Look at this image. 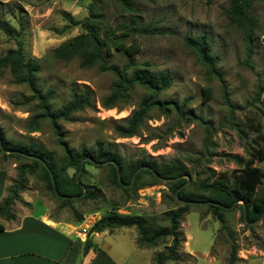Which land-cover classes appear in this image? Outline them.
<instances>
[{
  "label": "rangeland",
  "instance_id": "374dc122",
  "mask_svg": "<svg viewBox=\"0 0 264 264\" xmlns=\"http://www.w3.org/2000/svg\"><path fill=\"white\" fill-rule=\"evenodd\" d=\"M91 1L0 0V55L20 45L25 61H37L38 85L54 92L50 102L53 110L65 104L72 92L88 93L89 106L59 121L62 138L69 148L91 147L100 140L109 143L124 162L167 163L177 158L189 171L184 176L183 186L187 192L201 193L202 181L230 184L235 171L248 160L264 170V159L253 158L257 148L264 151V93L258 96L256 93L257 83L264 82V0L252 5V12L258 18L254 51L249 60L252 68L243 63L245 46L241 30L229 23L224 14L230 0H130L132 12L116 0H99L108 28L127 22L130 15L136 16L141 25L151 24V34L137 36L140 50L134 57L109 48L106 54L109 65L121 67L128 61H146L151 71L168 72L172 82L159 98L184 104L195 116L188 119L172 111L162 113L152 109L137 135L130 137L117 135L114 126L130 115L144 90L135 87L126 102L105 108L101 102L114 81L112 73L98 71L96 67H81L78 59L61 60L51 52L53 47L83 31L78 22L87 16ZM196 34L205 35L210 41V52L218 56L215 66L234 107L224 103L219 82L185 46L183 37ZM204 88H210L209 98L204 97ZM35 111L27 86L15 83L8 70L3 69L0 73V131L4 138L12 144L41 147L51 154L54 165H58L62 150L48 121L41 120L35 130H30ZM21 162L23 160L0 153V170L6 175L0 200ZM73 172L75 170L68 169L69 174ZM132 178L128 184L131 188L124 190L112 182L106 164L101 167L87 164L80 180L95 196L77 198L71 205L63 206L50 194L36 171L28 176L26 187L12 210L17 216L32 211L39 217L46 212L51 219L72 225L73 231L79 229L82 222L94 223L111 210L140 215L151 228L167 226L165 213L183 204L173 196L171 184L166 180L152 182L148 175ZM256 194H264V179L256 187ZM208 203H189L188 210L179 219L183 236L180 257L166 264L226 263L231 241L224 230H219L220 222L210 212ZM239 215L238 207L223 213L224 224L237 245V256L245 255L241 257L243 261L236 264H261L264 212L251 229L245 227ZM136 236L134 227H124L99 233L93 240L103 255L117 264H152L153 256L162 251L165 244L145 248L147 251L138 249ZM169 241L167 239V243Z\"/></svg>",
  "mask_w": 264,
  "mask_h": 264
},
{
  "label": "trees",
  "instance_id": "16d2710c",
  "mask_svg": "<svg viewBox=\"0 0 264 264\" xmlns=\"http://www.w3.org/2000/svg\"><path fill=\"white\" fill-rule=\"evenodd\" d=\"M116 1L124 9L131 12L134 10L130 0ZM255 1L257 0H230L228 7L224 10L229 23L238 27L242 32L245 46L243 63L249 68H252L249 60L254 51V33L258 25V18L252 12V5ZM87 9V16L78 22L83 31L53 47L51 52L54 57L65 61L76 58L81 67H96L98 71L112 73L114 81L108 95L101 102L105 108L114 107L119 102H126L131 90L135 87L144 90V95L130 115L123 122L114 126L117 135L122 137L137 135L152 109L162 113L172 111L179 117L188 119L190 116L195 118L191 111L185 109L184 104L159 98L172 82V76L168 72L151 71L150 64L146 61L142 63L128 61L121 67H112L108 63L106 54L111 47L124 55L134 57L140 50L137 36L151 34V24L141 25L136 16L130 15L127 22L118 27L108 28L105 15L99 6V0H92ZM125 39H128L129 42L126 43ZM183 42L195 53L198 60L205 66L207 73L219 82L224 103L230 108L234 107L230 102L226 84L215 66L218 56L210 52L208 38L203 34L186 35L183 37ZM3 69L8 70L15 83L26 85L30 91V99L34 101L36 108L30 121V130H35L41 120L48 121L62 153L59 164L54 165L51 154L44 152L41 147L12 144L4 138L0 131V153L23 160L16 166V176L6 187L5 195L0 200V218L5 220L15 218L16 214L12 210V206L25 189L28 176L33 175L36 171H39L50 194L64 206L71 205L77 198H93L95 195L80 180L84 166L89 164L101 167L106 164L110 168L111 180L116 186L124 190L130 189L128 184L132 177H135L136 180L143 175H148L152 182L166 180V183L171 184L173 196L175 199L183 201V204L165 213L168 221L167 226L156 228L148 226L140 215L122 214L111 210L90 226L83 241L84 253L91 248L97 249L91 240V232L99 233L104 230L111 232L123 227H134L137 234V247L151 248L158 244H165L163 250L153 256L152 264L177 261L180 257V244L183 241V236L179 231V219L188 210V201H210L208 207L220 222L219 230H224L231 241L225 264H236L243 261L237 256V245L232 233L224 224L223 213L238 207L239 219L246 228L251 229L264 212V194L260 196L256 194V187L264 179V170L254 165L253 160L246 161L235 171L234 181L230 184L213 180L211 182L202 181L199 185L201 193L187 192L186 188L182 187L175 194V190L185 182L184 176L189 174L181 160L174 158L167 163H155L150 160L124 162L109 143L100 140L91 147L81 146L77 150L69 148L62 138L59 121L67 120L71 113L89 106L88 93L72 92L70 99L65 104L53 110L50 106L54 95L53 90L44 89L38 85L39 65L36 60L25 61L20 45L9 48L0 55V73ZM256 89L257 96L264 93V82H258ZM203 95L205 98H209L210 88H204ZM253 158L263 160L264 151L257 148L253 153ZM82 159L81 174L77 176L81 184H78L74 176ZM68 169H73L75 172L69 174ZM52 181L55 184L56 192L53 191ZM81 185L85 187L83 195H81L83 191ZM4 229L3 224L0 223V231ZM167 239H170L169 243H167Z\"/></svg>",
  "mask_w": 264,
  "mask_h": 264
},
{
  "label": "crops",
  "instance_id": "0c3cea01",
  "mask_svg": "<svg viewBox=\"0 0 264 264\" xmlns=\"http://www.w3.org/2000/svg\"><path fill=\"white\" fill-rule=\"evenodd\" d=\"M5 180V173L0 170V197ZM31 212L0 221L5 228L0 231V264H117L108 255H103L93 240L94 236L107 230L91 232V240L97 249L91 248L84 253L85 238L78 236L71 229L72 225L55 221L46 212L39 217ZM242 256L245 257L244 254L239 255L240 258ZM262 259L261 264H264Z\"/></svg>",
  "mask_w": 264,
  "mask_h": 264
},
{
  "label": "water",
  "instance_id": "95a60500",
  "mask_svg": "<svg viewBox=\"0 0 264 264\" xmlns=\"http://www.w3.org/2000/svg\"><path fill=\"white\" fill-rule=\"evenodd\" d=\"M0 147H1V142H0ZM6 152H8V151H6ZM82 161H83V159L81 160L80 165H79L77 171L75 172V176H74L75 181H76L78 184H81V183L78 181L77 176L79 175V172H80V170H81ZM117 178H118V181H119V173H118V171H117ZM132 179H133V178H132ZM131 181H132V180H131ZM186 181H187V180H186ZM130 183H131V182H130ZM185 183H186V182H185ZM185 183H184L183 185H181L180 187H178V188L175 190V194L177 193L178 189H180L181 187H183V186L185 185ZM81 186H82V188H83V191H82L81 195H83V194L85 193V187H84L83 185H81ZM52 188H53V191L56 192L55 184L53 183V181H52ZM64 197H65V196H64ZM207 202L211 203L210 201H207ZM188 203H191V201H188ZM230 208H231V207H230ZM262 214H263V213H262ZM262 214L259 216V218L262 216ZM259 218H258V219H259Z\"/></svg>",
  "mask_w": 264,
  "mask_h": 264
},
{
  "label": "built area",
  "instance_id": "2783aa9c",
  "mask_svg": "<svg viewBox=\"0 0 264 264\" xmlns=\"http://www.w3.org/2000/svg\"><path fill=\"white\" fill-rule=\"evenodd\" d=\"M88 224H86L85 222H82L78 227L79 229H74V232L78 235V236H82L85 237L88 229L90 228L91 223H93L92 221L88 220ZM90 223V224H89Z\"/></svg>",
  "mask_w": 264,
  "mask_h": 264
}]
</instances>
